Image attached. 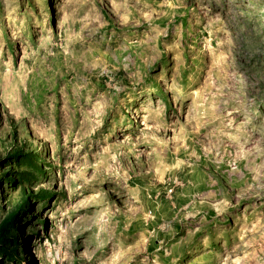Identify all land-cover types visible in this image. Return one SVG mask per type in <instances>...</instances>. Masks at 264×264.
Here are the masks:
<instances>
[{"label": "rangeland", "instance_id": "rangeland-1", "mask_svg": "<svg viewBox=\"0 0 264 264\" xmlns=\"http://www.w3.org/2000/svg\"><path fill=\"white\" fill-rule=\"evenodd\" d=\"M0 162L21 264H264V0H0Z\"/></svg>", "mask_w": 264, "mask_h": 264}, {"label": "trees", "instance_id": "trees-1", "mask_svg": "<svg viewBox=\"0 0 264 264\" xmlns=\"http://www.w3.org/2000/svg\"><path fill=\"white\" fill-rule=\"evenodd\" d=\"M6 162L16 167L15 171L11 170L9 173L17 176L16 179H12L7 178V175H5L6 181L13 187L21 186L24 193L28 192L27 187L29 185L36 183L39 177L43 175V167L38 163L37 155L33 152L18 150L8 155L5 159ZM31 198V196L23 195L11 211L0 215V264H6L7 262L21 264L18 253L19 239L16 236V230L25 213L30 211ZM35 198L43 201L46 199L45 196Z\"/></svg>", "mask_w": 264, "mask_h": 264}]
</instances>
